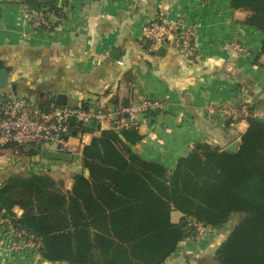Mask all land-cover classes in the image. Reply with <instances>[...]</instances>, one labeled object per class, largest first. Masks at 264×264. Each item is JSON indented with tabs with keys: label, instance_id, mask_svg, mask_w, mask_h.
<instances>
[{
	"label": "crops",
	"instance_id": "obj_1",
	"mask_svg": "<svg viewBox=\"0 0 264 264\" xmlns=\"http://www.w3.org/2000/svg\"><path fill=\"white\" fill-rule=\"evenodd\" d=\"M57 4L63 20L46 29L30 25L19 0L0 1V65L6 66L11 81L0 93L27 95L42 106H51V96L63 93L66 105L106 111L129 105L141 95L162 98L168 103L164 112L136 115L142 137L131 147L169 171L197 142L223 148L234 140L239 143L246 119L209 116L206 103L250 102L264 120V55L259 54L264 34L246 24L248 12L232 8L230 0H57ZM180 15L194 25L196 61L184 58L170 43L164 44V55H157L141 37L147 22ZM233 41L243 46L242 52L232 49ZM117 120L113 115L102 128H120ZM97 133L79 134L76 157L73 154L68 161L32 159L5 149L0 182L10 173H30L35 163L40 171L65 179L64 188L70 189L71 174L81 169L82 147ZM12 210L22 212L18 207ZM181 215L172 209L171 222ZM241 218L234 214L204 236L186 238L162 264H218L215 249ZM0 264H30V258L27 252L13 253L0 243Z\"/></svg>",
	"mask_w": 264,
	"mask_h": 264
},
{
	"label": "trees",
	"instance_id": "obj_2",
	"mask_svg": "<svg viewBox=\"0 0 264 264\" xmlns=\"http://www.w3.org/2000/svg\"><path fill=\"white\" fill-rule=\"evenodd\" d=\"M19 1L62 15L57 0ZM230 6L247 11L245 23L264 34V0H230ZM259 54L264 55V36ZM259 118H246L235 151L197 142L171 171L132 149L142 137L137 123L100 129L73 120L78 144L79 134L98 133L83 145L70 189L45 171L10 173L0 182V211L38 238L45 260L65 264H162L181 241L197 237L190 219L209 229L241 214L217 245L215 260L264 264V120ZM5 148L41 157L35 149ZM14 207L22 210L19 216ZM172 209L182 214L177 222L170 220Z\"/></svg>",
	"mask_w": 264,
	"mask_h": 264
},
{
	"label": "built area",
	"instance_id": "obj_3",
	"mask_svg": "<svg viewBox=\"0 0 264 264\" xmlns=\"http://www.w3.org/2000/svg\"><path fill=\"white\" fill-rule=\"evenodd\" d=\"M24 16L32 27L50 28L54 21L63 20L53 9H28L25 6ZM194 25L184 20L180 15L174 19L149 21L141 29V37L154 50L161 45L170 43L184 58L196 61L199 57L194 44ZM232 49L243 51L239 42L231 43ZM249 102L240 101L235 105H219L208 102L204 108L209 116L220 115L226 120L236 121L248 117L259 116L250 109ZM168 103L162 98L141 95L135 102L116 108L103 110L85 108L77 105L42 106L27 95L13 91L0 93V156L5 146H20L23 150H50L73 155L77 152L78 143L71 139L73 120L80 121L85 126H95L103 129L105 122L115 115L118 125L123 126L136 122V115H145L150 111L164 112ZM16 216L17 213L15 212ZM197 237L208 232L201 222L190 219ZM0 243L7 251L28 253L30 264H43L45 259L39 254L38 238L23 228L15 226L11 217L2 215L0 211ZM27 255V254H26Z\"/></svg>",
	"mask_w": 264,
	"mask_h": 264
},
{
	"label": "water",
	"instance_id": "obj_4",
	"mask_svg": "<svg viewBox=\"0 0 264 264\" xmlns=\"http://www.w3.org/2000/svg\"><path fill=\"white\" fill-rule=\"evenodd\" d=\"M166 52V47L164 45L159 46L156 48L155 53L157 55H164ZM11 83L9 76H8V71L6 66L0 65V88L4 87L6 85H9ZM51 100L54 103V105H60L61 107L66 105V96L63 93H56L51 96ZM262 120V118H259ZM238 146V140H234L230 144L224 147L225 150L227 151H235ZM40 156L43 159H55V160H71L72 155L66 154V153H60V152H55V151H50V150H41ZM85 174H88V170L85 169Z\"/></svg>",
	"mask_w": 264,
	"mask_h": 264
},
{
	"label": "rangeland",
	"instance_id": "obj_5",
	"mask_svg": "<svg viewBox=\"0 0 264 264\" xmlns=\"http://www.w3.org/2000/svg\"><path fill=\"white\" fill-rule=\"evenodd\" d=\"M0 1H2V0H0ZM248 104L250 105V102H249ZM250 108L254 109V105H250ZM254 110H255V109H254ZM256 113L259 114L258 111H257ZM259 115H260V114H259ZM71 139H72L75 143H77V139H76L75 136L71 135ZM73 157H74V159H75L76 155L74 154ZM59 161H61V160H59ZM37 165H38V164H35V163H34V164H32V165L30 166V168H31V169L29 170L30 173H32L33 170H37L38 172H42V171L39 170V166H37ZM26 171H27V170H26ZM26 171H23V172H17V173H20V175H23V174H26V173L28 174V172H26ZM38 172H37V173H38ZM64 182H65V179H64ZM41 263H42V262H41ZM43 264H45V263H43Z\"/></svg>",
	"mask_w": 264,
	"mask_h": 264
}]
</instances>
